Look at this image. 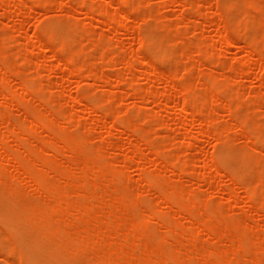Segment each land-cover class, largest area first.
<instances>
[{
	"label": "bare ground",
	"instance_id": "6f19581e",
	"mask_svg": "<svg viewBox=\"0 0 264 264\" xmlns=\"http://www.w3.org/2000/svg\"><path fill=\"white\" fill-rule=\"evenodd\" d=\"M19 1L20 3L15 5L18 10L26 4V0ZM40 1L32 0L30 8L39 6ZM143 1L104 0L99 5L86 0L78 2L79 8L87 16L97 15V22L102 25L111 24L112 30L117 35L115 41L101 40L102 61L107 65L117 62L116 64L128 67L130 71L129 79H125L120 72L114 75L106 74L104 78L111 87L127 84L133 94L146 101H155L156 98L163 96V90L152 89L156 80H160L163 87L184 89L185 96L176 102L184 134L189 139L195 137L196 124L201 120L206 127L202 133L215 136L217 140L215 152L221 156H228L232 148L230 135L226 136L228 131L236 128L240 135L243 134L244 148L238 153L241 155L238 157H242V164L230 174L231 184L227 185L226 189L225 185H220L217 189L225 192L227 203H232L227 206L230 205V209L234 210L231 206L239 197L237 188L245 184L241 198L248 201V207L258 213V218H251L246 206H242L245 209L239 217H236L231 210H227L229 207L226 209L222 207V201L209 202L208 193H202L203 191L200 190L202 188H197V184L200 186L204 182H208L211 186L216 185L214 183L218 181L216 176L224 175L225 167L218 164L214 157L204 161V168L209 171L205 170L200 175H196L195 188L185 186L183 180H177L180 181L178 183L174 177L162 176V170L158 168L160 164H163L165 169L169 168L174 173L186 176L187 172L183 166L194 160L189 158L186 163H181L178 156H170L167 151L169 152L172 146L168 140V142L164 141V145L162 144L167 151L160 148L162 141L150 136V119L148 120V115L141 110L142 107L136 115H131L135 113L133 108H130L132 112L127 108L118 111L117 108L109 106L107 102L121 95L120 91L114 93L110 90L108 100L103 101L91 91L84 93L82 88H79L75 94L69 96L67 103L71 108L70 112H65L61 100L55 97L59 92L55 91L57 94L52 95L48 91V94L47 90H52V86H46L39 81L37 75H41L42 66L36 63L34 67L37 75L29 77L25 73L28 72L27 70L16 68V63L18 64L19 61L16 57L18 55L14 54L15 58H9L12 60L7 66L0 64V222L18 235L20 246L30 262L37 260L41 264H264V201H261L262 204L259 201L264 199V170L261 169L264 160L257 158L261 145H264V137H262L264 125L251 117L250 112L240 115L241 93H244V90L246 92L247 89H244L246 86L244 85V88L241 86L243 92L238 88H230L229 83L222 82V73L216 70L220 54L225 55L223 51L226 52L225 50L230 47L237 46L240 34L244 35L252 28L264 24V3L247 0L244 6H239L238 2L230 1L226 7L227 14L239 8L243 12L241 15L244 16L232 29V34L229 33L224 21H214L215 16L206 14L198 16L195 21L198 27L218 23L215 33L217 39H213L209 44H194L199 61L208 62L210 68L207 72L212 74L208 76L209 79H203L204 76H194L195 69L199 65L195 57L191 63L187 61L188 64L190 63V68L187 65L188 69L184 68L186 70L180 77L179 70H160L154 60L146 58L143 46L146 45L148 50L151 46L150 41L156 35L147 29L152 11L141 9ZM167 1L183 5L184 9L179 14L178 20L181 24L186 23L187 0ZM167 1L162 0L161 4H166ZM52 2L53 0H44L45 5ZM218 2L219 0H216V5ZM61 3L58 2V6H61ZM112 3L117 6L116 12L110 9L109 5ZM8 4L9 0H0V7L9 8ZM206 4L209 5L210 2ZM254 9L259 10L260 14L252 21L250 27L248 23L251 11ZM215 12L217 17L223 19L222 14ZM131 17L141 18L137 27L129 22ZM159 24L163 32L168 30L169 23L166 22V18L164 20L160 18ZM21 26L22 24H18L15 29L22 30ZM49 29L50 27L44 25L33 30L32 35L37 38L34 37V42H38V45L33 42L27 48L28 52L24 51V63L35 65L33 52H36L35 48H39L41 54L52 51L53 56L60 63L72 62L80 67L88 65L87 62L92 58L87 56L88 58L81 59L79 50L66 52V49L62 48L64 52L59 53L57 46L53 48L49 42L42 40L40 33L48 32ZM122 33L136 40L138 47L132 48L128 56L110 54L111 42L122 47V50L123 46H126L122 40L123 36H119ZM7 34L3 46L8 47V50L13 42L12 37ZM176 37L159 56L165 58L175 51L179 46V37L178 35ZM164 38L163 35L157 37L162 42L166 40ZM218 41H224L226 48L218 47ZM79 42L75 43L76 47H79ZM189 46V43H183L182 56L189 57ZM217 49L222 52L219 54ZM243 49L246 52L245 58L233 62L229 60L231 63L222 61L221 67L229 68L233 72L232 78L248 76L250 70L247 68L248 72L243 67L244 60L259 56L261 62L258 68L261 71L256 77L258 84L247 97L263 101L264 46L257 37H247ZM190 56L189 58L193 57ZM202 56H205L204 59H201ZM225 65L227 67H224ZM140 67L143 69L141 76L145 75L143 77L152 83L150 85L152 88L143 90L136 82L135 78ZM100 76L91 73L87 75L86 80H95ZM13 77L21 81L15 83ZM12 80L15 84L11 83ZM200 85H204L205 91L198 95L196 86ZM112 93L114 94L111 95ZM211 96L225 98L228 101L229 122L214 123L213 110L207 104V98ZM78 105L83 107L85 113L96 116L93 117L90 127L78 123V114L72 112ZM15 106L24 114L17 121H14L10 114L15 111ZM168 106L167 103L166 107ZM255 112L259 117V111ZM119 114L121 117L117 118ZM200 115H204L203 120ZM109 117H112L111 121ZM107 123L110 125L108 129L106 126L102 133L103 141L106 140L107 133L121 127L123 133L136 135V142L130 143L120 159L106 158V153L110 149L107 141L93 146L92 134L96 126ZM154 124L158 126V121ZM72 126L75 127L74 131ZM145 143L149 144L148 154L143 153L141 148ZM238 157L235 158L239 160ZM228 158L231 159V156ZM146 159L157 166L142 167L141 164ZM131 168L138 170L137 177L130 176ZM256 168L257 172L254 171ZM212 171L215 173L213 180L206 175V173L211 174ZM142 189L147 192L154 191L156 195L146 197L141 193ZM146 203L155 204L148 207ZM178 217H184L188 222H177ZM4 235L6 234L3 233L2 236ZM5 250L6 259L10 256L18 257L17 247H8Z\"/></svg>",
	"mask_w": 264,
	"mask_h": 264
},
{
	"label": "rangeland",
	"instance_id": "374dc122",
	"mask_svg": "<svg viewBox=\"0 0 264 264\" xmlns=\"http://www.w3.org/2000/svg\"><path fill=\"white\" fill-rule=\"evenodd\" d=\"M18 1L19 0H9V4L7 5L9 8L2 7V6L0 7V15H1L0 16V60H1L0 64H2L3 66H7L9 64V61H11L13 58H15L16 55H18L16 57L19 63L18 64L16 63V68L20 67V68L25 69V71L27 70L28 72H25V71L24 72L27 73L29 77L33 75L34 76L37 75L36 73L37 70L34 67L36 66V63L39 64L40 67L42 66L43 68L41 67V70H42L41 75H37V77L40 79L38 80L46 86L47 85L52 86V90H47L48 94L49 92H51L52 95H56L57 94L56 92H59L55 97L58 100H61V103L63 104V106H65V112H70L71 107L69 103H67L69 100V96L71 94H75L77 89L79 88H82L81 90H83L84 93L87 91H91L103 101H106V99L108 98V94L110 93V90L114 91V93H117L118 91H120L121 95L113 99H110L107 102L109 106L115 109L117 108L116 110L118 111H121V110L124 111L126 110V108L129 110L130 108H133L135 113L133 112L134 114H131V115H136L139 108L142 107L141 110L145 114L148 115V120L150 119L149 121L150 125L148 124L150 128V131H149L150 136L152 138L159 139V141H162L160 142L161 143L160 145L162 144L164 145V141L168 140L172 146L169 152L166 150V148H164L165 146L163 147V145L160 146V148L162 147L163 151L166 150L170 156H173V157L178 156L179 159L181 160L180 161L181 163H184V162L186 163L187 161H189L187 160L189 158L190 160L191 159L194 160V162L190 161L189 164H185L183 166L188 176L186 174H185L186 176L184 175L181 176L180 173H174L169 168L165 169L164 165L160 164L158 168L162 170L161 171L162 176L174 177L176 178L175 179L176 181L183 180V182L185 183V186L188 185V186H192L195 188L196 185L194 184L195 183L194 181H196L195 180L196 175L197 174L200 175V173H203L205 170L209 171L208 169L204 168V161L205 160L207 161L209 158L214 157L218 164H222L225 167L226 171L224 175L216 176V179L218 180L217 182L216 181L214 182L216 185L211 186L208 182H204L203 184L199 186L196 183L198 186L197 188H202L203 190L200 189L201 192L203 191L202 193L204 192L208 193V196H210L209 202H215V201L221 202L222 201L221 205L222 207L224 206L223 207L224 209L232 205V203L231 204L229 202L227 203L228 200L225 199L226 198L225 192L219 191L217 187H220V185H225V189H226V187H228L227 185L231 184L230 174L232 173L233 170L240 168L242 164V161H243L241 160L242 157L239 158L238 156H241V155L238 153L241 152L242 149L244 148L245 137H243V134L240 135V132L235 130L236 128H233L230 131H228L229 134L227 133L226 136L230 135L229 137L232 142V148H231L232 152L230 151L228 156H225V155L221 156V154L219 155L215 152V145L217 144V140L215 136L202 133L203 129H205L206 127L204 126V124H202L204 122H201V120L198 121V123L196 124L197 128H196V133L194 134L195 137H192L189 139L184 134L185 132L180 122L181 117L179 114V110L177 109V106H176V102L185 96V90L175 89L172 86L163 87L160 80H156L154 85H152L153 86L152 88V86H150L152 83L148 82L143 77L145 75L141 76L142 75L141 73H143L141 72V70H143L142 67H140L139 69L140 73H138L139 70L137 72V76L135 78L136 82L140 84L143 90L148 89L149 87L152 88L153 90L155 89L163 90V94H162L163 96L156 98L155 101H151V100L146 101L145 99H141L135 94H133L131 90L128 89L129 87L127 86V84L121 85L119 87L117 86L111 87L108 84L106 78H104V75L106 74L114 75L120 72L123 74L125 79H129L130 77L129 68L125 66L124 67L120 66L119 64H116L117 62L116 63L111 62L110 65H107L102 61V58H101L102 52L100 49V42H102L101 40L115 41L116 40L115 37H117V35H115L114 31L112 30L111 24H104V25L99 24L97 22V19H98L97 15H94L93 16L94 18L87 16V14L79 8L78 2L80 0H56L57 2L53 0L52 3L47 4V5L44 4V0H41L40 3H38L39 6H36V8H32V9L30 8V4H32V0H26V4H23L20 10H18V8H15L16 3L17 4L20 3V1L19 2ZM86 1L89 3H93L95 5H99L101 4V2L102 3L104 2V0H86ZM161 1L162 0H144L143 1L144 3L141 9H147V11L149 10L152 11L151 19L149 20L150 23L148 25L149 28L147 27V29L153 31V33L156 35V37L150 41L151 46L149 47V49L146 50V45H145L143 46V51L147 59L154 60L158 69L160 68V70H164V71H168L170 69H177L179 70L178 76L180 77L182 73L186 70V69L184 70V68H187L186 67L187 65H189L188 68H190L191 60L194 57L197 59L196 61H199L198 55L195 52L196 48L194 44L195 43L209 44L213 42V39L214 40L217 39L215 33H216V28L218 27L217 26L218 23H213V24L210 23L204 26L201 25L203 28H201V26L198 27L195 22L198 16L200 14H206L208 16L210 15L215 16L214 21L215 22L224 21L228 26L229 33L232 34L233 33L232 29L237 25L238 21L242 20L244 16H242L243 12L242 10H239V8H236L238 10L235 9L231 13L227 14V9H226L227 4H229L231 1V2H238L239 6L241 5L244 6L247 0H228V2L227 0L226 1L219 0L218 5H216V0H187L186 2L188 3V6L186 7L187 8L186 12L188 13V21H186V23L183 22L182 24L178 20V17L181 11H183L184 9L183 5L174 3L173 1L168 2L167 0H166L167 1L166 4H161L162 3ZM258 1L260 3H264V0H258ZM58 2H62L61 3L62 5L58 6ZM208 2H210L209 5L206 4ZM113 4L114 3L109 5L110 9L113 12H116L117 6ZM215 11H217V13L222 14L223 19L217 17ZM161 14H164V15L161 16ZM231 14H232V17H230ZM259 14L260 12L257 9H254L251 11V17L248 23L250 27H252V24H253L252 21L255 20L259 16ZM160 18H162L163 20L166 18V22L169 23V28L165 32H163L162 28H160V24H159ZM140 21H141V18L131 17L129 19V22L135 27L139 25ZM18 24L19 25L22 24L21 26L22 30H18L19 28L15 29L16 28L15 26H18ZM44 25H47L48 27H50V29L48 32L40 33L42 40L49 42L53 48H56L57 46V49L60 51L59 53L64 52L62 48H65L66 52L67 51L76 52L77 50H79L80 51L79 55L81 59L84 60V58H86L87 56L88 57L90 56L92 58L90 62L89 61L87 62L88 65L86 67H80V65L77 66L76 64L72 62L60 63L57 59H55L52 51L49 50V52L46 51V53L41 54L40 52L42 51L39 48L38 49L40 50V52L36 48H35L36 52H33L34 61L33 59L32 61L34 62L35 65H32V63H28V64L24 63V56H25L24 51L27 53L28 52L27 48L35 40L34 39L35 36L32 35L33 30L35 28H40L41 26H44ZM3 32L5 33L3 34ZM7 33L12 37L11 41L13 42L10 44L8 50H7L8 47L4 48L3 46V42L6 38L5 34ZM161 35H163L165 37L164 39H166L163 42L157 39V37ZM177 35L179 37L178 38L179 46L175 48V51L171 55L165 58L161 57V55L159 56V54L163 51V49L167 48L170 45L171 41L177 38L176 37ZM119 36H123V38L122 37L121 38L122 40H124V43L126 44V46L124 45L123 46L124 48L122 50V47L120 48L117 45H115V42H111L110 46L112 45V47L110 48V52H111L110 54H115L118 56H122V55L128 56V54H130V52L132 51V48L135 49L138 47L137 42H135L136 40L129 38L128 34L122 33V34H119ZM247 37L248 38L257 37V39L261 42V45L264 46V24L259 27L252 28L248 32L244 33V35L240 34L239 39H238V45L230 47L231 49L230 48L227 49L229 53L227 52V50H225L226 52L223 51V54L225 55L221 56L220 53L222 52V50L217 49V52L220 54V61L217 62L218 65L216 66L217 67L216 70L222 73L221 74L222 80H223L222 82H225V84L229 83L230 88H233V87L238 88L242 90L241 92H243L244 89H247L246 92L244 90V93H241L242 94L241 95L242 104H241L240 111H242V113L241 114L239 113V114L242 116V114L244 113L246 114L250 112V115H252L251 117L256 119L260 124L264 125V100L258 101V100H254L252 98L247 97L252 93V90L256 88L258 84V82H256L257 81L256 77L261 71L258 68L261 62L260 57L254 56L253 58H247L249 60H244L245 63L243 67H245L247 71L249 69L250 72L249 71L248 72L251 75L248 74V76L250 77L245 76V75L240 76L238 78L234 77L236 78L237 81H235L234 78H232L233 72H231L229 68L223 69L221 67L223 66L222 61L229 63L231 60L233 62L237 59L245 58L246 52L243 49V45H245V39ZM76 42H79V47H76V44H75ZM37 43L38 42H34V44H37ZM183 43L190 44L188 48V51H189L188 56L191 57L190 55H192L193 56L192 58H189L185 55L184 56L181 55L182 54L181 49H183ZM218 47H220L221 49L223 48L225 49L226 45L224 41H220V42L218 41ZM204 57L205 56H202L201 59H204ZM9 58H12V59L9 60ZM187 61L190 63L188 64ZM198 63L199 65L195 69L194 76L198 75L199 77L200 75L201 77L204 76L202 77L203 79H209L208 76L212 74L210 72H207V70H209L208 68H210L208 67V62L203 63L202 61H199ZM224 67H227V66L225 65ZM91 73H95L96 75L100 74L101 76L95 80L91 79L87 81L86 80L87 75ZM14 78L15 77H13V80H15ZM23 80L27 81V79H23ZM16 81L17 82L21 81V79H17L16 77L15 83ZM11 83L15 84L14 81ZM244 85L246 86V88L243 87ZM241 86L244 89H241L242 88ZM204 91H205L204 85L196 86V93H198V95ZM114 93H112L111 95H113ZM227 93H230V92H227ZM58 95H61V96H58ZM167 103L169 104L168 107H166ZM207 104H208V107L211 110H213L212 118H214L213 119L214 123L217 122V124H223L226 121L227 122L230 121L228 101L225 98H220V97L217 98L215 96L213 97L211 96L207 98ZM14 109L15 111L10 112V114H11V118L14 121H17L18 119L22 118L24 114L16 106L14 107ZM130 111L132 112L133 110H130ZM255 111H259V117H257ZM14 112H16L15 113L16 115L14 114ZM72 112H76L78 114V123L83 124L85 127H90L91 126L90 123H93V120H92L94 119L93 117H96L95 115L92 116V115H89L88 113H85L81 105H78V107L75 108V110ZM120 117H121V114L117 116V118H120ZM200 118L203 120L204 115H200ZM111 120H112V117H109V121ZM156 120L158 121V126L154 124L157 122ZM109 125L110 124L107 123L103 125L98 124L96 126V129L94 130V134H92V143H93V146H96L106 141L109 142L110 149H108L107 151L108 153H106V156H107L106 158L120 159L123 157L124 153L127 151L130 143L132 144L136 142V135L135 133L134 134L133 133H129V134L123 133L122 127H121L116 130H113L111 133H107L108 136L106 137V140L103 141L104 139L102 138V135H103L102 133L104 129L106 128V126L108 129ZM71 128H72V131L75 130L74 126H72ZM39 130L41 131V129ZM43 134L44 133H42V135ZM224 137H225V134H224ZM148 147H149L148 143H145L141 146L143 153L145 154L149 153ZM263 147L264 145H261L262 150L260 148L259 153H257V158H259L260 160H264V148ZM160 151H162V149H160ZM235 154H238V155H235ZM229 156H231V159L228 158ZM235 157H238L239 160ZM235 163L236 164L238 163V164L236 165ZM263 163L264 162H262V164ZM260 164H261V161H260ZM141 166L142 167L145 166V168H154L157 165L155 166L154 164H152V162H150L149 159H146L144 160V163L141 164ZM261 167L260 168L264 170V165H262ZM179 170L181 171V169ZM137 171H138L137 169L131 168L130 176L137 177ZM254 171L257 172V168ZM256 172L254 173L256 174ZM206 175L207 177L213 180L214 179L213 176L215 175V173L212 171L211 174L206 173ZM177 182L180 183V181H177ZM244 187H246L245 184L237 188V193L239 197L238 199L233 201V206H231L234 208V210L230 209V207L227 210H231L234 216L239 217L240 213H242L243 210L245 209V208L243 209L242 206H246V210L250 214L249 216L251 218H258V213L255 210L248 207V201H244L241 198V196L243 195L244 189H245ZM140 191L143 195H146V197L147 196L149 197V195L154 197V195H156V192L154 191L147 192L143 189ZM259 201H260V204H262L261 201H264V199H259ZM154 204L155 203H152V204L146 203V206L150 207V206H154ZM228 204L230 205L227 206ZM177 222L186 223L188 222V220L184 217H178ZM3 224L4 223L0 222V230L1 232L3 231V233H5L6 235L2 236L3 233L1 234L0 232L1 234L0 235V264H41L40 261H37L35 259H34L35 261L30 262V259L26 255H24V251L22 250L20 243H19L18 235L14 233L13 231H11L10 228L6 224L5 225ZM7 239L10 241H7ZM1 242L2 244L4 243L2 246L4 248L1 247L2 245ZM8 242H9V245H8ZM11 243L14 246H12ZM7 245L8 247H17L18 257L16 255L15 257L10 256L9 259L5 258L6 256L5 248H8ZM5 259L8 260V262Z\"/></svg>",
	"mask_w": 264,
	"mask_h": 264
}]
</instances>
